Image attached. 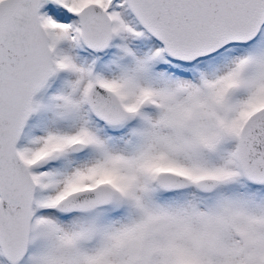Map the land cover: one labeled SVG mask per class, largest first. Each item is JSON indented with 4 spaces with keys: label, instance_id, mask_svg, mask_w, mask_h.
<instances>
[{
    "label": "snow or ice",
    "instance_id": "6c2138e0",
    "mask_svg": "<svg viewBox=\"0 0 264 264\" xmlns=\"http://www.w3.org/2000/svg\"><path fill=\"white\" fill-rule=\"evenodd\" d=\"M0 264H264V0H0Z\"/></svg>",
    "mask_w": 264,
    "mask_h": 264
}]
</instances>
